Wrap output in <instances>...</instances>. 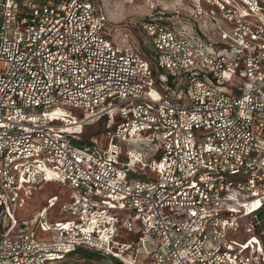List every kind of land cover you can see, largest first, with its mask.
Returning a JSON list of instances; mask_svg holds the SVG:
<instances>
[{"label": "built area", "instance_id": "2783aa9c", "mask_svg": "<svg viewBox=\"0 0 264 264\" xmlns=\"http://www.w3.org/2000/svg\"><path fill=\"white\" fill-rule=\"evenodd\" d=\"M194 1L214 10L215 36L141 23L157 79L103 34L95 0H0V264H66L82 247L124 264H264V5ZM229 76L240 91L216 87ZM103 117L104 150L83 138ZM138 138L158 156L123 155ZM48 181L71 190L65 219L50 223L49 204L19 222ZM246 217L251 245L236 247Z\"/></svg>", "mask_w": 264, "mask_h": 264}, {"label": "rangeland", "instance_id": "374dc122", "mask_svg": "<svg viewBox=\"0 0 264 264\" xmlns=\"http://www.w3.org/2000/svg\"><path fill=\"white\" fill-rule=\"evenodd\" d=\"M102 14L106 18V24L103 28V34L109 41L123 47H129L134 53L141 54L154 66V57L152 53L151 41L141 23L146 19H157L171 28L184 32L185 34H193V36H215L217 31L216 24L207 12H213L210 6L195 4L194 0H95ZM264 3V0H261ZM243 79L228 77L227 81L222 85L216 86L218 89L236 93L241 90ZM158 88L162 89L163 85L157 82ZM72 114L81 118L83 113L79 109L71 108ZM115 123L113 117H103L94 123L85 125L83 138L84 142L97 144L100 149L104 150L108 147L111 134L108 127ZM68 130L74 131L70 124ZM160 145L156 142L138 138L122 143V154L128 155L129 151L133 153L143 152L147 157L158 156ZM139 169V166H138ZM137 168L130 169L133 177L139 173L142 176L148 174L147 170L139 172ZM151 178H155L153 173L149 174ZM72 196L71 190L65 186H60L56 182H46L36 188H32L31 192L24 195L23 201L19 205V211L16 219L20 222L22 219L33 220L44 205L51 204L48 214V221L54 223L65 219V215L61 213L62 204L70 200ZM55 200L54 203L52 201ZM251 220L250 217L241 218L239 224L241 231L232 234V243L236 247L244 248L247 244L251 245L250 236L245 233L244 227ZM209 237L211 233L208 231ZM42 236L43 233L39 232ZM124 240L137 239L139 230L134 233H123ZM252 236V235H251ZM254 242V241H253ZM113 257L104 256L99 251L89 248H79L76 252L70 254L66 260V264H114Z\"/></svg>", "mask_w": 264, "mask_h": 264}, {"label": "trees", "instance_id": "16d2710c", "mask_svg": "<svg viewBox=\"0 0 264 264\" xmlns=\"http://www.w3.org/2000/svg\"><path fill=\"white\" fill-rule=\"evenodd\" d=\"M260 2L262 3V1L260 0ZM263 5H264V3H262ZM153 66V65H152ZM153 68H154V74H155V77L158 79V77H159V74L161 73V70L159 69V68H157L156 66H155V64H154V66H153ZM158 81V80H157ZM114 264H124V263H122L121 261H119L118 259H114Z\"/></svg>", "mask_w": 264, "mask_h": 264}, {"label": "bare ground", "instance_id": "6f19581e", "mask_svg": "<svg viewBox=\"0 0 264 264\" xmlns=\"http://www.w3.org/2000/svg\"><path fill=\"white\" fill-rule=\"evenodd\" d=\"M71 124V123H70ZM68 130V129H67ZM68 131H70L71 132V130H68Z\"/></svg>", "mask_w": 264, "mask_h": 264}, {"label": "crops", "instance_id": "0c3cea01", "mask_svg": "<svg viewBox=\"0 0 264 264\" xmlns=\"http://www.w3.org/2000/svg\"><path fill=\"white\" fill-rule=\"evenodd\" d=\"M53 183V182H52Z\"/></svg>", "mask_w": 264, "mask_h": 264}]
</instances>
